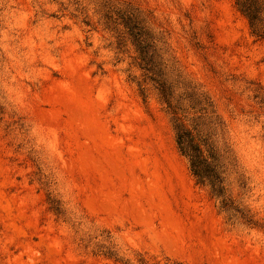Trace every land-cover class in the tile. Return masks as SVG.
Returning a JSON list of instances; mask_svg holds the SVG:
<instances>
[{"label":"rangeland","instance_id":"rangeland-1","mask_svg":"<svg viewBox=\"0 0 264 264\" xmlns=\"http://www.w3.org/2000/svg\"><path fill=\"white\" fill-rule=\"evenodd\" d=\"M237 1L0 0V264H264V38Z\"/></svg>","mask_w":264,"mask_h":264},{"label":"trees","instance_id":"trees-1","mask_svg":"<svg viewBox=\"0 0 264 264\" xmlns=\"http://www.w3.org/2000/svg\"><path fill=\"white\" fill-rule=\"evenodd\" d=\"M237 3L247 17L252 33L258 37L264 38V6H262V3L259 0H238ZM128 24L126 23V26L130 29L131 34L134 35L140 50V57L144 60V57H147L145 48L148 45L145 43L146 38L144 37V26L141 25V21L138 19L133 20L131 25ZM145 68L149 71L152 70L147 66H145ZM160 84L162 92L167 98L168 93L166 84L164 82H160ZM176 129L177 142L180 150L189 158L191 170L198 178V182H208L215 187L220 166L217 151L211 147L210 156H205L200 139L197 138L184 123L180 122L177 124Z\"/></svg>","mask_w":264,"mask_h":264}]
</instances>
